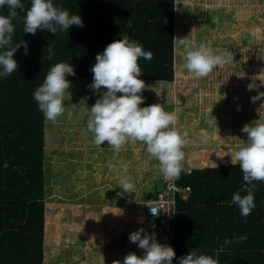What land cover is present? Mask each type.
Returning a JSON list of instances; mask_svg holds the SVG:
<instances>
[{"label": "trees", "instance_id": "obj_1", "mask_svg": "<svg viewBox=\"0 0 264 264\" xmlns=\"http://www.w3.org/2000/svg\"><path fill=\"white\" fill-rule=\"evenodd\" d=\"M251 1L54 0L70 13L79 14L84 22L83 27L71 25L56 35L47 29L24 33L25 12L18 10L13 19V45L27 41L29 51L25 55L21 46L14 53L17 70L0 79V264H113L115 260L123 264L130 252L143 255L144 249L129 240V233L140 228L149 234L155 232L160 243L174 248L173 264L193 248L213 256L218 253L220 264H264V181L255 182V207L248 216L230 203L245 183L239 165L231 163L230 153L241 139H247L241 131L244 125L260 114L264 117V108L257 111L264 97L255 102L251 99L264 92V86L249 90L253 82L247 80L249 72L243 69V76L232 75L225 65L194 82L178 64H183L179 38L188 36L189 15L199 27L195 42L222 51L216 39L220 36L221 10H248ZM23 3L25 9L30 7V0ZM0 11L7 14L8 9L5 6ZM121 34L153 53L151 61L142 57L138 61L143 72L140 78L146 85L144 101L162 103L168 111L174 107L178 129L187 132L182 164L191 174L182 172L174 183L189 186L190 191L187 199L176 195L171 232L135 207L45 199H57L59 191L51 179L50 160L45 163L46 119L33 91L50 66L61 60L74 66L76 75L68 77L72 82L93 79L90 68L97 53ZM48 45H54L52 60L47 58ZM167 83L174 87L175 99L170 104L169 91L164 88ZM255 83L258 85L257 80ZM159 181L163 187L165 180L160 174L155 187ZM242 234L247 239L225 245V237Z\"/></svg>", "mask_w": 264, "mask_h": 264}, {"label": "clouds", "instance_id": "obj_2", "mask_svg": "<svg viewBox=\"0 0 264 264\" xmlns=\"http://www.w3.org/2000/svg\"><path fill=\"white\" fill-rule=\"evenodd\" d=\"M7 7V14L0 11V79L11 75L18 68L14 53L23 46L24 54H28L27 41L13 45L15 25L13 19L18 16V10L25 12L23 16L24 33L35 34L38 29H47L55 34L58 31H68L71 25L83 27L81 16L70 13L54 0H30V7L25 9L23 0H0V10ZM179 46L183 51L182 68L195 77H206L214 68L234 62L229 50H214L201 43L196 45L190 39L179 38ZM49 60L54 57V45H48ZM151 61L153 53L145 50L143 45L129 35L121 34V38L107 44L103 51L98 52L95 63L90 71L93 80L89 87L94 93H99L95 103L88 108L86 126L92 134V143L101 147L107 142L114 152H119L129 141H139L145 150L157 161V171L165 181L174 182L182 172L191 174V169L182 164L185 158L184 147L188 143L187 132H181L177 127L178 117L175 111L165 110L162 103H153L141 107L144 102L142 95L146 85L140 77L139 58ZM74 66L61 60L50 66L45 78L33 91V98L44 118L55 121L65 111V94L69 92L72 81L69 76H75ZM248 89L257 88L255 80ZM260 80V79H259ZM261 81V80H260ZM264 84V81H261ZM103 89L106 90H102ZM264 92L251 97L252 101L261 100ZM218 102V101H217ZM264 108L261 103L257 111ZM239 110V109H238ZM247 134V139H241L231 163L239 165L243 172L241 190H237L230 201L235 204L241 215L248 216L255 207L254 189L256 181H264V117L261 116L241 129ZM206 142V139H205ZM124 172L127 165L123 166ZM118 186L124 192H133L135 185L127 174H121ZM242 191L246 194L242 195ZM150 206V205H149ZM153 216L159 215V210L150 206ZM247 239L246 234L239 237H225V245ZM129 240L137 242L144 249L143 255L130 252L124 256L123 264H173L176 252L171 245L162 244L156 239V233H148L140 228L129 233ZM223 248V246H221ZM113 264H121L120 260ZM178 264H220L217 256L191 249L186 255L178 258Z\"/></svg>", "mask_w": 264, "mask_h": 264}, {"label": "rangeland", "instance_id": "obj_3", "mask_svg": "<svg viewBox=\"0 0 264 264\" xmlns=\"http://www.w3.org/2000/svg\"><path fill=\"white\" fill-rule=\"evenodd\" d=\"M239 3L241 6L245 5L244 2ZM251 3V9L248 10L245 8H240V10H221V23L217 22L220 24V36L216 39H219L220 50H229L232 52L234 62L231 64H224L227 66L226 69L231 71L232 75L243 76V69H246L249 72L246 74V76L248 75V81L250 80L252 82V77L254 76H258L261 81H264V0H252ZM247 4L248 2H246V5ZM191 5L192 4L188 3V6ZM230 5L234 6V3L231 2ZM256 5L257 8H255ZM189 16L190 24H188L186 31L187 37L193 40L194 44L199 45L195 42L196 40L194 38L199 32V27L196 24V19L191 15ZM206 19L207 18H203L204 23H207ZM245 35H248L246 43H244L243 40ZM242 44L245 45L243 46ZM237 53H239V55ZM241 54H243V56H240ZM176 59H178V56ZM178 64L182 65V63ZM187 75L186 77H188V79L193 78L192 81H198L196 80L197 77L191 73L187 72ZM259 79H256L258 81V86H264ZM82 83L83 79L75 83L72 82L69 92L65 94L66 107L64 113L55 121H45V163L47 159L51 162V179L53 183L55 181V171H58V184H60L61 190L64 191H60L61 193L59 194L61 196L66 192L68 180H70L72 185L71 189L67 188V192L70 191V195H72L76 193L75 190L84 193L89 188L87 179H90L92 175H90L89 178L88 173H93L94 176L98 174L100 177H104V170H94L93 167L95 166H92L93 163H95L94 153H88L83 149L90 144L86 141L87 139L83 137L82 133L85 132L84 129L78 130V126L83 125L84 121L86 122L88 108L92 106V96L86 95L88 93H83V90H81V93H73L71 91L77 87L83 89ZM172 98L175 99L174 94ZM149 103L144 101L141 107ZM173 110L174 107L171 111ZM84 117H86V120L83 119ZM47 122L48 124L50 123L48 135ZM74 128H76V130ZM193 129L195 130L194 127ZM145 147L143 143H139V169L126 171V173L134 172V177H139V180L142 175H145L148 171L151 172L153 166L157 165L156 159L146 152ZM85 165L88 167L86 170L84 169ZM147 167H149L150 170L147 171ZM138 172L139 175L137 176ZM129 175L132 177L131 173ZM156 188L161 190L162 183L160 181L157 182ZM46 200L48 199L46 198Z\"/></svg>", "mask_w": 264, "mask_h": 264}, {"label": "crops", "instance_id": "obj_4", "mask_svg": "<svg viewBox=\"0 0 264 264\" xmlns=\"http://www.w3.org/2000/svg\"><path fill=\"white\" fill-rule=\"evenodd\" d=\"M92 80L89 78L83 79L82 84L84 88L80 89V87H77L76 89L74 88L71 91L73 93H81V90H83V93L84 92L88 93L86 95H89L90 97L92 96L91 102L93 105L96 99L99 97V93H94L92 89L89 87V85L92 83ZM75 82L76 81H73V83ZM164 88L168 89L170 94L168 101L169 104L170 102L173 103L174 98H172L173 96H171L172 94H174L173 83H167V85H164ZM102 90H106V89H103L102 86ZM83 119L86 120V117H84ZM78 128H79L78 130L84 129L85 132L82 133L83 137L87 139L86 141H88V143H90L88 144V146H85L83 149L88 153L93 152L95 155L94 156L95 163H93L92 165L95 166L93 167L94 170L97 169L104 170L103 171L104 177H100L98 174L94 176L92 173L91 178L87 179L89 188L84 193H80L79 191L75 190L76 193L72 195H70V191L67 192V188L71 189V185H72V183H70V180H68L66 192L62 196L60 194H57L58 197L57 199L46 200V201L53 203H70V204H105L115 207L130 206L140 210V202L144 200V197L146 195L151 193L150 199H152L153 198L152 195H154L155 192L156 194L159 192L158 189L154 186L156 180L158 179V174H159L156 165L153 166V170L151 172L148 171L150 169L149 167H147L148 173L142 175L140 180L139 177H134V172H130L132 175V177H130L129 175L130 173L129 172L125 173L122 167L124 164H126L127 171L139 169V163H140L139 141H129L128 143H126V145L122 147V149L119 152H114L110 147H108L107 142H104V144H102L101 147L95 146L92 143V134L87 129L85 121L83 125H79ZM74 129L76 130V128ZM84 169L86 170L88 169V167L85 165ZM55 172H56L55 181L53 185L55 186V189L59 191V193L64 192L61 190L62 188H60V184H58L59 183L58 171ZM124 173L130 177L131 181L135 185L134 193L124 192L121 189V187L118 186L119 177L121 174ZM138 175L139 172L137 173V176ZM45 177H46V171H45ZM45 189H46V181H45Z\"/></svg>", "mask_w": 264, "mask_h": 264}, {"label": "built area", "instance_id": "obj_5", "mask_svg": "<svg viewBox=\"0 0 264 264\" xmlns=\"http://www.w3.org/2000/svg\"><path fill=\"white\" fill-rule=\"evenodd\" d=\"M189 191V186H178L174 182L165 181L164 186L154 198L140 202V209L144 211L147 217L154 219L155 224L161 229L166 232H171L173 227L172 216L176 212V195L187 199ZM149 205L157 208L159 215L153 216L150 213Z\"/></svg>", "mask_w": 264, "mask_h": 264}, {"label": "water", "instance_id": "obj_6", "mask_svg": "<svg viewBox=\"0 0 264 264\" xmlns=\"http://www.w3.org/2000/svg\"><path fill=\"white\" fill-rule=\"evenodd\" d=\"M150 197H151V193H149L148 195H146V196L144 197V200H149Z\"/></svg>", "mask_w": 264, "mask_h": 264}]
</instances>
